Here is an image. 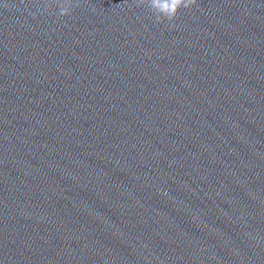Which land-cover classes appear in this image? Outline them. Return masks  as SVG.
Returning a JSON list of instances; mask_svg holds the SVG:
<instances>
[{"label": "water", "instance_id": "water-1", "mask_svg": "<svg viewBox=\"0 0 264 264\" xmlns=\"http://www.w3.org/2000/svg\"><path fill=\"white\" fill-rule=\"evenodd\" d=\"M160 7L0 0V264H264V0Z\"/></svg>", "mask_w": 264, "mask_h": 264}, {"label": "clouds", "instance_id": "clouds-1", "mask_svg": "<svg viewBox=\"0 0 264 264\" xmlns=\"http://www.w3.org/2000/svg\"><path fill=\"white\" fill-rule=\"evenodd\" d=\"M161 0H150L151 6L156 10L159 15L157 16V19H168L171 18L166 9H163L160 7ZM164 3L173 5V13L178 10L179 7H187L189 6V0H164ZM69 11L68 8H61L60 12L61 14H65Z\"/></svg>", "mask_w": 264, "mask_h": 264}]
</instances>
